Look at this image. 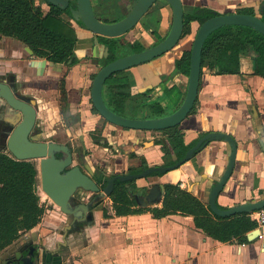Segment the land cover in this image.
Wrapping results in <instances>:
<instances>
[{
  "label": "crops",
  "instance_id": "obj_1",
  "mask_svg": "<svg viewBox=\"0 0 264 264\" xmlns=\"http://www.w3.org/2000/svg\"><path fill=\"white\" fill-rule=\"evenodd\" d=\"M94 1L95 3L93 1L92 3L98 17L106 22H115L122 16L116 20L115 16L107 15V18L103 19L101 10L107 7L114 15L118 8L113 7V3H119L121 15L125 13L124 6L130 0ZM181 1L184 14H192L197 8L209 9L217 14L248 9L253 12L252 14H257L264 0ZM36 3L43 4L44 12L48 10L42 0H36ZM62 17L68 19L66 15ZM142 19L144 21H140L127 35L139 36L141 41L149 45L157 40L156 37L164 38L168 34L172 11L168 4L159 1L150 7ZM71 23L79 34L75 49L78 59L76 65L62 64L60 70L46 66L43 76H38L36 69L30 66L31 60L25 50L26 46L17 39L1 38L0 79L7 80L20 93L31 96L37 104L42 102L43 106L48 103L47 97L51 92H62V96L69 104V111L79 113L81 120L91 118L95 125L102 126L101 119L93 114L91 107L87 105L90 101L91 76L97 72L94 71L97 60L92 54L93 36L76 22L71 20ZM198 26L196 21L191 22V33L183 38L180 45L149 64L128 71L133 77L130 81L133 94L151 91L149 94L151 100L160 103L166 114L167 110L172 113L178 108L186 93L187 77L174 70V63L190 46ZM252 57L250 54L241 58L240 71L237 74H219L217 68L210 69L205 66L193 110L179 125L184 134L185 144L191 147L210 132H224L234 139L237 151L233 174L216 199L218 208L223 210L264 199V146L259 141L260 139L264 141V78L255 74ZM34 59L37 58L34 56ZM59 79L65 81V92L60 91V86L46 89L35 87L33 84L59 82ZM169 90L176 91L178 99L175 104L170 98L171 95L167 93ZM4 109L6 110L5 107ZM0 116L3 120L9 119L7 112L0 111ZM85 124L86 122L82 121V127L89 129ZM103 134L112 135V144L117 145L100 146L95 154L96 162L106 176L138 169L143 165V158L147 168L163 164V160L167 161L169 158L164 156L160 150L161 146L173 152L168 139L157 141L150 132H126L107 126L103 128ZM227 151L223 140H212L196 151L191 160L178 169L150 175L146 179H135L128 185L141 187L159 183L166 186L179 182L181 188L200 198L210 210L207 189L213 186V179L223 172L227 162ZM133 152L139 157H131L130 154ZM103 199L109 201L110 210L103 208L92 242L86 239L81 244L86 252L92 247L93 255L75 260L72 254H69L67 263L73 259L72 264H264V227L258 229L254 219V214L258 210L221 217L233 218L243 215L250 220L251 228L242 236L220 241L198 227L191 215L176 213L156 217L150 210H145L136 214L117 216L110 197ZM161 204L162 201L151 208H160ZM103 212H106L107 217H104ZM210 214L212 219L217 216L211 210ZM30 233L32 240L23 244L35 242L38 230L26 232L25 237ZM259 235L263 237L259 238ZM19 238L0 251V264H6L9 257L17 256L16 252L20 247L16 248L15 245ZM75 239L78 238L73 237L61 246H56L54 250L48 249L45 244L46 254L35 264H53L59 261L57 251L63 247L69 252L72 247L75 249L73 243ZM60 261L59 264H65L64 261Z\"/></svg>",
  "mask_w": 264,
  "mask_h": 264
},
{
  "label": "trees",
  "instance_id": "obj_2",
  "mask_svg": "<svg viewBox=\"0 0 264 264\" xmlns=\"http://www.w3.org/2000/svg\"><path fill=\"white\" fill-rule=\"evenodd\" d=\"M42 2L48 7L46 12L43 11V4H37L36 0H0V39H17L28 46L37 59L65 66L76 65L78 59L75 49L79 34L71 23L69 9L61 10L47 4L45 0ZM238 13L253 12L244 9ZM63 15L69 20L64 19ZM214 15L213 11L202 8L195 9L192 14H184L182 37L190 35L191 22L202 24ZM261 18L264 21V13ZM76 24L84 28L80 22ZM119 38L99 37L101 44L109 48L108 58L102 60L103 66L115 60L121 49L127 45ZM190 46L175 61L176 70L186 75L189 73ZM249 48L258 54L255 74L264 78V36L247 27L225 26L215 30L204 43L202 63H206L210 69L217 68L219 74H237L240 69V54L245 53ZM140 50H142L140 46L134 45V51ZM60 81L61 88L65 92V81L64 79ZM105 85L108 105L115 113L131 118H143L125 112L126 102L130 97L127 92L129 83L125 72L115 73L107 79ZM148 94H139L137 97L144 99ZM63 101L67 110V101L65 98ZM138 106L140 109H147V117L150 118L166 115L163 106L157 102L142 101ZM163 133L167 136L178 160L182 159L191 145L185 144L184 134L179 126L166 129ZM162 150L167 158L171 155L167 147L163 146ZM130 156L136 154L131 153ZM143 168H146V165L143 164L135 171L140 172ZM37 175V168L31 161H18L0 151V251L15 242L22 233L37 227L42 221L46 209L40 203L37 194ZM125 184L116 180L110 195L115 215L144 212L145 210L132 208L134 201L129 197ZM147 210L156 217L176 213L191 215L198 227L220 241H227L233 236H242L251 228L250 220L243 215L233 218L214 216L212 219L208 206L200 198L181 188L179 182L165 186L160 208ZM103 214L107 217L106 212ZM59 263L60 261H56L53 264Z\"/></svg>",
  "mask_w": 264,
  "mask_h": 264
},
{
  "label": "water",
  "instance_id": "obj_3",
  "mask_svg": "<svg viewBox=\"0 0 264 264\" xmlns=\"http://www.w3.org/2000/svg\"><path fill=\"white\" fill-rule=\"evenodd\" d=\"M157 1L160 0H131L126 6L127 13L121 20L107 23L99 20L95 16L92 0H75L74 5L69 0H45L47 4L58 7L61 10L69 9L72 20L77 23L80 22L87 32L107 38H117L126 34ZM163 1L169 4L172 11L171 28L167 36L157 44L142 51L128 54L109 62L95 74L92 80L90 88L92 105L105 121L114 126L145 131H160L179 126L188 117L198 95L202 50L209 35L221 27L241 26L251 28L264 36V21L256 14L231 12L208 18L199 25L192 40L187 89L184 99L178 108L170 114L155 118L140 119L119 115L111 111L103 100L102 89L105 81L117 72L128 70L164 55L172 50L181 39L184 29V9L182 1ZM260 13H264V4L261 5ZM25 50L30 56V66L36 69L38 76H43L46 66L54 67L58 70L62 67V64L47 63L44 59H34L33 51L28 46L25 47ZM99 51L100 46L97 39L94 38V46L92 48L93 57H99ZM107 56L108 47H105L104 57L106 58ZM0 100H3L11 109L19 111L22 114L21 122L13 129L7 139V150L18 161H38L37 177H39L41 190L59 206L62 213L70 216L72 210L67 201L71 194L77 188H81L87 192H93L96 189L95 183L77 168L60 176L59 171L62 169V165H59V162H55L53 158V151L58 150L59 145L53 142H36L29 139V133L36 117L35 105H37V102L35 99L26 101L23 96L15 95L14 87L7 80L0 79ZM8 111L7 109V114ZM212 140H223L228 149L227 162L223 172L216 179H213V186L207 189L208 205L212 213L220 217H229L237 213H251L263 209L264 199L257 202L234 205L226 210L218 208L216 199L224 190L225 184L233 174L237 151V146L232 136L224 132H210L204 135L193 147L187 150L182 159L177 161L174 156V164L172 165L149 167L138 174H121L112 176L111 178H103L102 181L106 182V185L102 189L100 197L103 199L110 196L114 188L115 180L127 182L134 179H145L152 173H166L178 169L190 161L196 151ZM259 141L264 146V141L261 139ZM86 168L92 174V170L88 164ZM164 192L165 186L163 184H147L138 188V193L135 198L142 208H147L160 203Z\"/></svg>",
  "mask_w": 264,
  "mask_h": 264
},
{
  "label": "flooded vegetation",
  "instance_id": "obj_4",
  "mask_svg": "<svg viewBox=\"0 0 264 264\" xmlns=\"http://www.w3.org/2000/svg\"><path fill=\"white\" fill-rule=\"evenodd\" d=\"M160 1H163V0H160ZM70 2L73 3V5L75 3V1H70ZM130 2H131V0L124 6L125 7L124 12L125 13L122 14L123 15L122 18L126 15V13H127L126 6ZM157 2H159V1H157ZM163 2H165V1H163ZM165 3L168 4L167 2H165ZM262 4H264V1L260 4L259 9L257 10V14H256V15H259L260 17H262V14L260 13V8H261ZM92 6H93V3H92ZM93 10H94L95 16L99 20L106 22L105 20H102L101 18L98 17V15L96 14L94 6H93ZM240 10H244V9H239V10H236L235 12L238 13ZM247 14H249V13H247ZM215 15H219V14L215 13ZM141 20H142V18H141ZM140 21L126 34L120 36V37H123L122 41L126 42L127 45H126V49L123 48V49H125L124 51H123V49H121V51L118 53L117 58L128 55V54H132L135 52H139V51H134V45L140 46L142 48V50H144L150 46L157 44L158 42H160L163 39V38L156 37L157 40L154 43L146 45L143 41H141V38H139V36L127 35V34L131 33V31L140 23ZM107 23H113V22H107ZM90 35L93 36V40H94V38L97 39V42L100 46V51H99L100 56L96 57V60H97L96 66L98 67L97 68L98 69L97 72H98L102 67L105 66V65L104 66L102 65V60L108 58L109 48H108V56L105 58L104 57V48L107 46H104L101 44V41L99 39V37H100L99 35H93L91 33H90ZM182 35H183V33H182ZM194 36H195V34H194ZM194 36H193V38H194ZM117 38H119V37H117ZM193 38H192V40H193ZM182 40H183V37L181 36L180 41L178 42V44L174 48H176L178 45H180L182 43ZM191 44H192V41H191ZM93 46H92V48H93ZM190 48H191V46H190ZM127 50H129V51L127 52ZM142 50H140V51H142ZM202 52H203V50H202ZM182 53L180 54V56L182 55ZM250 54L253 55L252 61L255 64V70L257 69V56H258V54L251 48H249L245 53L240 54L239 68H240L241 58L244 56H248ZM159 57H161V56H159ZM159 57H157V58H159ZM157 58H155V59H157ZM155 59H153V60H155ZM152 61H150V62H152ZM150 62L141 64V65L149 64ZM141 65H139V66H141ZM139 66H136V67H139ZM205 66L208 67V65L206 63L201 64V74H202ZM133 68H135V67H133ZM130 69H132V68H130ZM130 69L122 71V72H125V74L128 78L129 88L127 89V92L130 95V97L127 99V102H126V111L125 112L128 115H137V116H141L143 118H150V117H147L148 116L147 109H140L138 104L142 101L146 102V103H154L157 101L151 100V97L149 96L151 91H144V92L137 93V94L132 93V89H131L132 86H131L130 81L133 77H132L131 73L128 74V71ZM174 70L177 73L183 74V73L176 70L175 63H174ZM239 71H240V69H239ZM95 74L93 76H95ZM183 75H185L188 79V75H186V74H183ZM93 76H92V80L94 78ZM60 80L61 79H59L58 81L60 83L59 86L61 87V81ZM200 80H201V76H200ZM106 81L103 85L102 96H103V100H104L106 106L111 111H113L109 107L108 102H107L108 96L106 95V85H105ZM199 85H200V83H199ZM90 88H91V86H90ZM14 92H15V95H17V96H23L24 100H26V101L33 99L31 96H26V95H23L22 93H20V91L16 87H14ZM146 93H149V94L147 96H145L144 99H140L137 97V95H139V94H146ZM20 98H22V97H20ZM89 100H90L89 102L91 103L92 113L95 114L96 116H98L100 119H103L98 114V112L94 109V107L92 105V102L90 99V91H89ZM3 105L6 108V110L4 109ZM60 108L61 109L57 113L58 118H56V120L54 121V124L53 123L52 124L57 125V123L60 122V123L64 124L65 127L61 130L53 129V131L47 132L48 129L46 127V123H48L49 121H47V119L45 121H43V116H41L39 113L38 104L35 105L36 117H35L33 127L29 133V139L32 141H36V142H38V141H40V142H53L55 144H58L59 149L53 151V158H54L55 162H59V165H62V167H61L62 169L59 171V175L63 176L67 172L73 171L74 168H77L79 171H81L83 174L87 175L95 183L96 189L93 192H87L81 188H77L71 194V196L68 198V201H67L70 209L72 210V214L69 216V215L62 213L61 209L58 206V208H59L58 211L60 212L59 214L63 215L62 219L58 218V219H60L61 224L59 222L58 223L55 222L54 226H47L48 228H47L46 232L41 231L39 229L35 242L29 243V244L28 243L22 244L16 252L17 256L9 257L5 262L6 264H35V262L42 260V257L44 256V254H46L45 253V251H46L45 250V244L47 243V240H49L50 235H53V234L57 235L56 246H58V245L61 246L62 243L67 242L68 240H70L73 237H77L79 239L81 237H86L88 235V237H90V240H91L92 235L96 231V228L99 226L100 216H101L102 211H103L102 198L100 197V193H101L102 189L105 187L106 182H103L102 179L103 178H111L112 176L121 175V174L122 175L138 174V173L142 172L143 170L147 169V167L143 168L140 172L135 171L136 169H129L124 173H114L113 175H110V176L104 175V173L102 172V170L100 168L99 163L96 162L95 154L99 150L100 146H117L116 144H112V142H113V139L111 138L112 135L103 134V130L100 128L84 129L82 127V121L80 119V116L78 118L79 120H77V118H74V116L76 114L78 115L79 113H72L71 111H69V104H67V110L69 112H67V110L64 108L63 103L60 104ZM7 109L9 110L8 111L9 119L3 120L0 116V149L5 150L9 153V151L7 150V146H6L7 139L9 137V135L12 133L13 129L21 122L22 114L19 111H15V110L11 109L9 106L6 105V103L3 100H1L0 101V111L1 112H3V111L7 112ZM192 110H193V108H192ZM192 110H191V112H192ZM44 113H47V111H44ZM67 113H69V114H67ZM190 113H189V115H190ZM4 114L5 113H3V115ZM122 116H124V115H122ZM54 117H56V116L54 115ZM125 117H127V116H125ZM129 118H131V117H129ZM140 119H142V118H140ZM105 122L109 126H112L114 128H117L119 130H123L126 132L144 131V132L153 133L154 138L157 141H163L165 139H168L167 136L163 133L164 130L145 131V130L124 129L121 127L114 126V125L108 123L107 121H105ZM52 124H49V125H52ZM110 141H111V143H110ZM162 148H163V146L160 147V150L163 152ZM8 153H6V154H8ZM133 153H135V152H133ZM163 154H164V152H163ZM8 155L12 157V155L10 153ZM174 156L176 157V160L178 161L177 156L174 154V152H172L171 155L168 157L169 159L166 156V158L168 159L167 161L163 160V164L155 165V166H167V165L174 164V161H173ZM131 157L136 158L139 156L136 154V156H131ZM144 161H145V159L143 158L142 159L143 164L146 162V161L145 162ZM31 162L32 163L35 162V166L37 168L38 161H31ZM87 164L91 168L92 174H90L88 169L86 168ZM142 166L143 165H141V167ZM140 168H138V169H140ZM37 181H39V180L37 179ZM132 181L133 180L123 182V183H126L125 187L127 188V192H128L129 197L134 201V205L132 206V208L133 209H142V210H147V209L151 208V206L147 207V208H142L139 205V203H137L135 196L137 195L138 188H140V186L135 187V186L128 185ZM103 184H104V186H103ZM37 188L41 189L40 181H39V185L37 183ZM132 188H134V189L132 190ZM45 200H47V205L45 206V207H47V210L54 212V209H55L54 205H56V204L48 196L45 197ZM86 232H88L87 235H86Z\"/></svg>",
  "mask_w": 264,
  "mask_h": 264
},
{
  "label": "rangeland",
  "instance_id": "obj_5",
  "mask_svg": "<svg viewBox=\"0 0 264 264\" xmlns=\"http://www.w3.org/2000/svg\"><path fill=\"white\" fill-rule=\"evenodd\" d=\"M72 1H75V0H72ZM92 1H93V3H95L94 0H92ZM113 4H114L113 7L118 8V11H116V13H114V15H113V14L110 13V9L109 8H107V7L103 8L101 10L102 11L101 12V15L103 16V19L107 18V15L109 17L110 16L111 17H114L115 16L114 19H116V20L119 19L121 16H123L122 14L120 15L119 3H113ZM66 18H67V16H66ZM66 20H69V18L66 19ZM142 21H144V19H142L141 22ZM119 39L122 40L123 37H120ZM123 48L126 49V45ZM125 49H123V51ZM128 51L129 50H127V52ZM97 68L98 67L96 66V68L94 69L95 72L97 71ZM92 76H91V79H92ZM33 84H34L35 87H38L39 86L41 88L44 87L46 89H54V88H58V86H59L60 83L59 82H48V83L44 82V83H33ZM60 91H62L61 88H60ZM167 93H169V95H171L170 98L174 101V104H175V101L178 99L177 98L176 91L175 90L174 91L172 90L170 92V90H169V91H167ZM33 96H35V95H33ZM39 99H41V98H39ZM42 99H44V98H42ZM47 99H48L47 100L48 103H46L45 106L42 105V102L38 103L39 113H40L41 116H43V121H45L46 119H47V121H49L48 123H46V127L48 129L47 132H49V131L51 132V131H53V129H57V130L59 129V130H61V129H63L65 127L64 124H62L60 122H58L57 125H53V124H54V121L56 120V118H58L57 117V113L61 109L60 108V104L63 103V105H64V101H63L64 96H62V92L61 93H59V92L57 93V92H54L53 91L47 97ZM87 105L91 107V103L89 101H88ZM44 111H47V113H44ZM67 112H69V111L67 110ZM167 113L168 114L171 113L170 110L169 111L167 110ZM67 114H69V113H67ZM54 115L56 117H54ZM74 118H77V120H79L78 119L79 118V114L78 115L76 114L74 116ZM81 121H84V123L86 122V124H87V125L85 124V127L86 128H93V126L94 127L96 126V128H100V129L103 130V128H106L107 126H109L103 119H101L102 126L95 125V123L91 120V118L90 119H83ZM49 124H52V125H49ZM0 151H3L5 153H8L5 150H1L0 149ZM34 164H35V162H34ZM38 180H39V177H38ZM37 183L39 185V181H37ZM37 194H38V196L40 198V203L43 204L44 207H45L47 205V200H45V197L47 195L40 188L39 189L37 188ZM102 202H103L102 203L103 208L106 209V210H110V203H109V201L107 199H102ZM54 207H55L54 212L48 211L47 210V207H45L46 210H45V213H44V215L42 217V221H41V223L37 227H35L34 229H32L33 231L40 229L41 231L46 232V230L48 228L47 226H54L55 222L56 223L59 222L61 224L60 219L63 218V215L62 214H59L60 212L58 211L59 208H58L57 205H54ZM58 218H60V219H58ZM25 233H22L19 236L20 237L19 238L20 240L18 241V243H16V245H15L16 248H19L24 242L32 240V238H31L32 237L31 236L32 233L28 234V237H25ZM93 237H94V234L92 235V238ZM86 239L88 240V239H90V237H88V235H87L86 237L79 238V240L78 239H75V241L73 243H74V247H76V248L73 249V247H72V249H71L70 252H69V250H66L65 247H63L60 250H58L57 253L59 254V257H58L59 258V261L62 260V261L65 262V264H72L73 259H71L70 263H67V259L69 258V254H72V256L75 258V260L83 259L86 255L87 256L93 255V248L92 247H91V249L88 250V252H86L85 249H82V245L81 244H83V240H86ZM56 240H57V235L56 234L50 235L49 240H47V243H46V246L48 247V249H50V250L56 249ZM89 241L92 242V239L89 240Z\"/></svg>",
  "mask_w": 264,
  "mask_h": 264
},
{
  "label": "built area",
  "instance_id": "obj_6",
  "mask_svg": "<svg viewBox=\"0 0 264 264\" xmlns=\"http://www.w3.org/2000/svg\"><path fill=\"white\" fill-rule=\"evenodd\" d=\"M254 219L257 223L258 229H261L264 227V208L255 212ZM262 237L263 235H259V238H262Z\"/></svg>",
  "mask_w": 264,
  "mask_h": 264
}]
</instances>
